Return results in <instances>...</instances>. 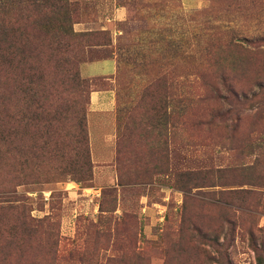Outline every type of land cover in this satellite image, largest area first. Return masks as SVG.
<instances>
[{"label": "trees", "instance_id": "16d2710c", "mask_svg": "<svg viewBox=\"0 0 264 264\" xmlns=\"http://www.w3.org/2000/svg\"><path fill=\"white\" fill-rule=\"evenodd\" d=\"M236 2L239 11L264 23V0ZM243 3L248 7L239 5ZM78 7L73 0H0V264H61L63 260H73L76 254L79 262L86 261L85 249L74 250L73 240L63 238L60 225L51 215H32L28 203L31 197L19 188L93 179L88 106L91 92L97 90L94 86L105 77H84L82 66L86 62L115 58L117 70L110 78L120 87L125 72L139 65L145 69L149 66L146 60L138 64L139 53L134 51L131 30L121 29L117 38L110 29L76 31ZM227 27L221 32L227 36V50L264 41V33L237 35ZM209 38L207 54L215 46L213 34ZM142 40L149 43L147 37ZM98 46L107 48L97 51L104 54L91 56L92 47ZM166 49L163 43L155 64L159 71L145 83L141 101L131 102L127 110L119 107L118 129L137 124L155 129L164 126L167 130L178 124L197 125L195 122L235 123L222 137L228 141L224 150L237 152L251 161L236 167L182 171L172 166L170 172L175 179L171 187L182 190L186 198L196 189L206 190L202 193L211 199L208 203L214 204L218 218L227 224L225 241L219 240L218 233L196 228L201 243L212 246L218 255L209 258H217L220 264H233L228 248L241 220L248 215L253 218L248 231L256 264H264V238L257 235V231L264 229L255 221L257 215L264 214L257 206L259 200L264 203V129L253 128L245 138L237 134L240 123L249 117L248 110L256 108L254 121H264V80L256 81L257 90L241 89L238 77L231 72L237 71L243 60L219 56L218 50L216 63H207L201 69L203 73L213 70L214 76L201 81L186 80V88L178 95L172 90L174 80L170 73L176 63L169 62L171 57ZM210 104L211 108H205ZM28 169L35 172H27ZM235 170L243 171L242 179L227 175ZM119 184H126L121 176ZM218 186L228 189H208ZM250 197L254 200L249 201ZM113 230L116 233L117 228Z\"/></svg>", "mask_w": 264, "mask_h": 264}, {"label": "rangeland", "instance_id": "374dc122", "mask_svg": "<svg viewBox=\"0 0 264 264\" xmlns=\"http://www.w3.org/2000/svg\"><path fill=\"white\" fill-rule=\"evenodd\" d=\"M73 1L79 4L76 31L110 29L117 38L122 32L115 35V30H131L136 44L134 51L139 53L138 64L146 60L149 66L145 69L139 65L125 72L121 87L114 78H101L94 86L97 90H113L116 98L112 127L106 116L91 114V104L88 106L94 177L82 183L68 180L20 187L31 197L28 203L32 215L36 218L51 215L60 225L63 238L73 240L71 247L85 249L84 263L78 261L76 254L73 260H63L61 264H220L217 258H209L218 255L212 246L201 243L196 228L218 233L219 240L225 241L227 224L218 218L219 211L214 204L208 203L211 199L202 193L206 190L196 189L192 197L186 198L182 190L171 187L175 176L170 168L174 166L182 171L197 167H236L251 161L237 152L224 150L223 145L228 141L222 137L235 123L195 122L197 125L178 124L167 130L164 126L155 129L137 124L119 130L117 115L119 107L127 110L131 102L141 101L145 83L153 80L159 71L155 64L163 51L160 50L163 43L172 58L169 62L176 63L170 73L174 80L172 90L178 95L186 88L183 85L186 80L201 81L214 76L213 70L203 73L201 69L202 65L216 63L218 50L219 56L243 60L238 66L244 70L237 69L231 74L238 77L241 89L257 90L256 81L264 80V41L227 50V36L221 32L227 25L237 35H259L264 33V23L251 20L248 13L239 11L237 0H202L194 8L186 7L183 0ZM115 4L126 7L127 18L108 22L109 17L113 18ZM239 5L248 7L246 3ZM212 34L215 46L207 54L205 47ZM145 37L148 44L142 40ZM102 49L107 48L92 47L91 56L104 54L97 52ZM144 50L145 57L142 56ZM90 67L92 64H84L82 71L86 73ZM256 111V108L247 111L249 117L239 125V138H245L253 128L264 129V121L257 122L252 117ZM27 172L35 171L28 169ZM243 174L241 170L227 173L239 179ZM119 176L126 184H119ZM222 188L228 189L219 186L208 189ZM257 206L264 210L261 200ZM256 220L264 229V214L257 215ZM251 221L253 218L248 215L241 220L235 240L228 248L233 264H256L248 231ZM98 230L104 233L99 234ZM257 235L264 238V231H257Z\"/></svg>", "mask_w": 264, "mask_h": 264}, {"label": "crops", "instance_id": "0c3cea01", "mask_svg": "<svg viewBox=\"0 0 264 264\" xmlns=\"http://www.w3.org/2000/svg\"><path fill=\"white\" fill-rule=\"evenodd\" d=\"M202 2V0H183V3L186 7H197L199 3ZM127 18V9L125 6L115 4L114 10H113V18L109 17L108 22L113 21H123ZM105 28H109L108 26H105ZM120 30H115L116 33H120ZM112 33H114L112 31ZM115 38V37H114ZM92 64V67L87 68V72L84 73L82 71V74L85 77H105V79H112L110 78L113 76L117 70V62L115 58H104L94 61L86 62L85 64ZM115 93L113 90H93L91 92V114H100L103 116H106L108 125L111 124L112 127V120H111V114L114 111L115 107ZM93 118V117H92ZM91 118V120H92ZM93 121H91V124Z\"/></svg>", "mask_w": 264, "mask_h": 264}]
</instances>
